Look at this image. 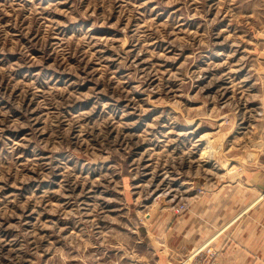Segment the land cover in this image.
Returning a JSON list of instances; mask_svg holds the SVG:
<instances>
[{"label": "rangeland", "instance_id": "374dc122", "mask_svg": "<svg viewBox=\"0 0 264 264\" xmlns=\"http://www.w3.org/2000/svg\"><path fill=\"white\" fill-rule=\"evenodd\" d=\"M238 244L264 264V0H0V264Z\"/></svg>", "mask_w": 264, "mask_h": 264}, {"label": "crops", "instance_id": "0c3cea01", "mask_svg": "<svg viewBox=\"0 0 264 264\" xmlns=\"http://www.w3.org/2000/svg\"><path fill=\"white\" fill-rule=\"evenodd\" d=\"M173 237L175 238L174 242L177 243V244H179L182 241L183 238L185 239V237H181V236L179 237L176 234H174ZM200 237H201L200 235H191L190 240L193 239L192 240L193 241L192 244L198 243L197 240ZM185 240L188 241V242H190V240H188V239H185ZM246 247L247 246L245 244L239 245V250H238V255H237V261H238L237 264H246V257H247V252L245 250ZM242 248L244 249V252L241 253V249ZM247 249L250 250L249 247ZM221 257H218V260L219 261H217L215 264H222V263H225L226 264V263H228V259H229V254L228 253H226L225 256L222 255Z\"/></svg>", "mask_w": 264, "mask_h": 264}]
</instances>
